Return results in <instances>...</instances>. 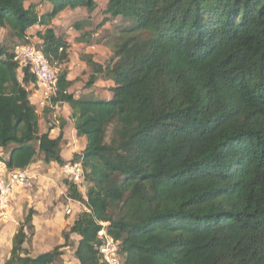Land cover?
Returning <instances> with one entry per match:
<instances>
[{
  "label": "trees",
  "instance_id": "16d2710c",
  "mask_svg": "<svg viewBox=\"0 0 264 264\" xmlns=\"http://www.w3.org/2000/svg\"><path fill=\"white\" fill-rule=\"evenodd\" d=\"M96 1L0 0V29L17 46L37 39L57 69L51 105H68L86 140L71 161L81 162L87 184L83 197L64 181L85 211L61 245L28 254L29 210L4 264H55L71 235L78 264H103L101 229L119 242L123 264H264V0H103L96 30L112 25L110 57L82 60L86 87L109 80L111 97L75 98L70 44L52 22L65 11L91 14ZM93 34L81 41L91 44ZM34 90L13 46L0 44V159L9 170L36 157L65 164L62 132H39Z\"/></svg>",
  "mask_w": 264,
  "mask_h": 264
},
{
  "label": "crops",
  "instance_id": "0c3cea01",
  "mask_svg": "<svg viewBox=\"0 0 264 264\" xmlns=\"http://www.w3.org/2000/svg\"><path fill=\"white\" fill-rule=\"evenodd\" d=\"M34 29H37V28H34ZM78 34H80L79 36H81L82 33H78ZM96 35L97 34H93V37ZM77 43L79 46L85 45L87 46V48L97 47V45L94 46V44L87 45L84 41H81V38H77ZM70 50H71V45L69 48V62L67 64V69H68L67 78L71 82L69 93H72L75 96V98L88 97V98H93V99H100V95L104 94L106 95L105 98L109 99L111 97V88L113 87V83L111 81L98 80L91 87L89 88L86 87V82H87L90 71H89L88 66L82 60V57H84V55H78L77 62H79L81 66L83 64L82 67L87 68V74H86L87 77H86L85 84H82V88L81 86L79 87L80 85L79 78H77L76 80L72 78V74H71L72 64L74 61L72 59ZM93 55L88 54V53L85 54L86 57H91L92 61L97 62V63H102L100 61H97ZM100 85H103V86H100ZM102 87H106V91L104 90V91L98 92L99 89H103ZM41 99H42V94L37 89L32 91L31 95L29 96V101L34 106V108L37 107ZM106 99H102V100H106ZM38 112H39L38 113V117H39L38 126H39L40 133L48 132L51 138H56L60 134V131L62 132L64 148L63 150H61L60 155L65 163L72 160V157L74 154L79 153L80 151L83 150L86 144V140L84 137H77L75 135L73 124H72L71 117H70L71 111L68 105L64 103L57 104V105H51L50 107L47 106L44 109L39 110ZM25 169L32 176L33 185H32V188L29 190H22L20 188L15 189V196L12 200L11 211L16 220H15V223L5 224L2 227H0V250L1 251L3 250V248H4V251L6 249L7 250L11 249L12 239L17 230L16 224L22 221L21 216H22L23 209L25 207L31 209L34 214L36 213L35 215L33 214L34 217L32 219V226H33L32 234L34 231L37 234V228H38L37 220H39L42 213L46 214L48 210L54 207L56 199L64 191L56 187L57 178L61 175V166L55 163L44 164L41 161L39 163L33 162ZM39 214H40V217H39ZM42 220L46 222V219H42ZM67 248L68 247L62 250L61 259L62 260L65 259V260H63V262H60V264H78L73 255L74 250H72V252H67L66 251ZM45 252H48V251H45ZM66 253H70L73 255L72 259L74 262L70 263L69 261H67Z\"/></svg>",
  "mask_w": 264,
  "mask_h": 264
},
{
  "label": "rangeland",
  "instance_id": "374dc122",
  "mask_svg": "<svg viewBox=\"0 0 264 264\" xmlns=\"http://www.w3.org/2000/svg\"><path fill=\"white\" fill-rule=\"evenodd\" d=\"M37 0H28L26 3V6L30 3H34ZM97 9L91 13L88 14L85 9H77L74 11H65L61 14H59L52 22V26L55 30V33L59 36L63 35L67 39V42L71 45V56L73 59L72 64V78L76 79L79 78V82L82 88V84H85L86 82V74H87V68L82 67L78 60V55H84L85 54H92L94 53V58L97 61L104 62L110 57V51L108 48V40L109 36H111L113 28L112 25H104L100 29L96 30V26L102 21L104 18L102 15V10L104 9L105 1L103 0H97ZM48 6L41 7L39 10L45 11ZM78 27L80 30H76ZM35 30V29H33ZM31 30V32H33ZM85 33V32H96V36H94L93 41H91V44H94V46L97 45V47L87 48V46H79L77 43V38H81L78 33ZM103 37V38H102ZM97 38H102V41L100 44H96L95 40ZM31 46H36L37 39H30ZM107 43V44H106ZM0 44H5L9 46H13V52L15 50V47L18 45L16 41L11 40V37L9 36L8 31L4 29H0ZM76 61V62H75ZM21 78V75L19 76ZM103 86V85H100ZM101 88V87H100ZM103 89H99L98 92L106 91V87H102ZM106 95L101 94L100 99H106ZM71 135V134H70ZM64 145H62L61 150H63ZM2 152V151H1ZM4 154V152H2ZM6 153V152H5ZM7 154V153H6ZM5 154V155H6ZM34 163L41 162L40 157H36L33 161ZM65 179L62 177V174L57 178L56 187H58L61 190H64L63 193L58 196V198L55 201L54 207L52 209L48 210L46 214H39V220H37L38 228H37V234L35 231L33 234L29 235L28 240L24 244V248L27 250L28 254L31 257H35L38 254H41L45 251L52 250L54 247L59 246L61 244L62 238H61V232L63 230H67L68 227L72 224V222L76 219L77 215L81 211H85V207L82 203L79 201L73 200L68 196V187L64 183ZM87 189L86 187L83 189V192L85 193ZM68 207H71V214L65 215V209ZM84 207V208H83ZM31 210L27 207L23 209L21 222H18L16 225V229L23 223V220L27 214V212ZM36 214V213H35ZM34 214V215H35ZM32 216V219L34 217ZM38 217V216H37ZM42 219H46V222ZM16 220V219H15ZM49 220V222H48ZM79 240V237L76 235H71L70 237V246L66 249L67 252H72L75 248V244ZM10 249H6L4 251L0 250V264H3L7 261L10 254ZM73 255L70 253H66V259L70 263L73 261ZM65 260V259H63ZM61 257L55 262V264H60V262H63Z\"/></svg>",
  "mask_w": 264,
  "mask_h": 264
},
{
  "label": "built area",
  "instance_id": "2783aa9c",
  "mask_svg": "<svg viewBox=\"0 0 264 264\" xmlns=\"http://www.w3.org/2000/svg\"><path fill=\"white\" fill-rule=\"evenodd\" d=\"M15 61L19 68L27 67L35 81V87L42 94V99L35 107L39 110L51 106V99L56 94L57 69L52 67L35 46L21 45L14 50ZM62 177L73 184L77 191L84 197L86 192L85 174L80 161L71 160L61 166ZM32 176L26 169L9 170L4 159H0V227L5 224L15 223L14 215L11 211L12 200L15 196V189L29 190L32 188ZM71 214V207L65 209V215ZM100 241L98 253L103 264H123L119 256V242L109 237L101 229L97 233Z\"/></svg>",
  "mask_w": 264,
  "mask_h": 264
}]
</instances>
